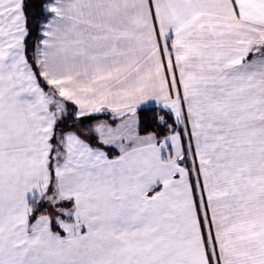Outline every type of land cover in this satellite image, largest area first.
<instances>
[{
  "label": "snow or ice",
  "instance_id": "snow-or-ice-1",
  "mask_svg": "<svg viewBox=\"0 0 264 264\" xmlns=\"http://www.w3.org/2000/svg\"><path fill=\"white\" fill-rule=\"evenodd\" d=\"M0 264H264V0H0Z\"/></svg>",
  "mask_w": 264,
  "mask_h": 264
}]
</instances>
